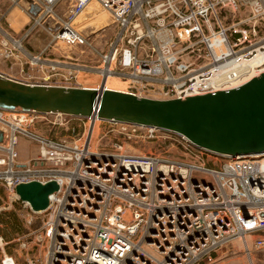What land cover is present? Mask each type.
<instances>
[{
    "label": "built area",
    "instance_id": "obj_1",
    "mask_svg": "<svg viewBox=\"0 0 264 264\" xmlns=\"http://www.w3.org/2000/svg\"><path fill=\"white\" fill-rule=\"evenodd\" d=\"M31 1L30 24L20 37L3 33L0 22V54L14 63L36 29L51 34L45 48L18 58L24 82L83 86L80 70H98L106 87L118 74L138 96L174 98L227 90L264 71V0ZM54 42L90 49L88 59L99 64L50 56ZM49 113L68 114L0 108V182L28 209V226L42 216L19 239L23 250L36 247L26 264H211L236 239L250 255L251 236H257L255 250L264 251V154L227 157L183 134L223 160L176 162L127 152L121 141L93 149L97 116H89L93 127L85 136H50L37 129ZM109 122L128 139L165 129ZM21 137L36 146L29 159L21 158ZM30 181L59 185L46 209L35 211L17 195L16 185ZM0 264L19 262L4 251Z\"/></svg>",
    "mask_w": 264,
    "mask_h": 264
},
{
    "label": "water",
    "instance_id": "obj_2",
    "mask_svg": "<svg viewBox=\"0 0 264 264\" xmlns=\"http://www.w3.org/2000/svg\"><path fill=\"white\" fill-rule=\"evenodd\" d=\"M38 7L31 5V12ZM0 108L97 116L176 131L194 145L227 157L264 154V71L245 83L187 97L156 98L105 86L28 83L0 72ZM93 127V123L91 128ZM56 181L21 182L16 193L35 211L49 206Z\"/></svg>",
    "mask_w": 264,
    "mask_h": 264
},
{
    "label": "rangeland",
    "instance_id": "obj_3",
    "mask_svg": "<svg viewBox=\"0 0 264 264\" xmlns=\"http://www.w3.org/2000/svg\"><path fill=\"white\" fill-rule=\"evenodd\" d=\"M20 1L19 4H16L13 2L11 3L9 0H0V14L14 9V14H18L20 17L15 23V25L18 26L17 30H19V26L23 24V20L28 19V17H26L28 13L25 9L28 7L27 5L32 2L31 0H24L27 1L26 5V2ZM63 10L64 6L62 4L59 6L57 14H62ZM22 17H24L23 20ZM2 18H0V22L1 26H4L6 23L3 24ZM29 24L30 22L27 26ZM102 25L103 24L100 23L99 27ZM97 27L96 25L91 30H95ZM46 28L40 27L36 29L35 32L41 34L43 39L49 43L52 37ZM102 41L103 40H99L97 42L98 46H101ZM50 48H52L53 51L50 52V56H59L67 53L74 57H78L75 58L74 61L86 62L92 65L99 64L96 60L91 62V60L88 59L89 56L93 55L90 49H86L82 52L80 47H69L63 42L57 44L54 42ZM23 79L28 80L26 78ZM78 79L85 84H101L104 80V75L98 70L82 69L78 74ZM129 83V78L118 74H111L106 80L108 86L122 87L123 90L128 88ZM151 97L163 98V95L155 93ZM56 119L58 123H53L52 121ZM92 123L93 120L87 116L73 114L57 115L56 113H49L47 114V118L43 117L38 121L37 129L50 136H79L82 134L85 136L88 131H90ZM115 141H121L124 144V150L127 152L138 154L152 153L163 159L176 162L200 163L204 160L208 162L209 165H213L219 164V162L223 160L222 157L207 156V153L196 149L182 134L175 131L160 129L152 137H139L138 135H133L131 139H128L125 134L118 131L117 125L104 119H97L92 134V148L94 149L98 146L99 148H110ZM19 148L31 154L26 159H29L36 151L35 147L27 143H20ZM27 213L28 209H26L23 204L16 199L15 195L0 182V236L4 238L3 247H0V259L5 251L8 254L15 255L19 264H26V257L36 251V247H34L32 251H26L20 246L21 242L19 239H27L26 236L30 229L38 226L42 217L40 214H37L35 216V223L28 226L25 222ZM256 238L257 236L248 238L250 255L245 251L243 241L236 239L230 245L220 250L216 256V260L211 264H264V251L255 250L253 246V242Z\"/></svg>",
    "mask_w": 264,
    "mask_h": 264
},
{
    "label": "crops",
    "instance_id": "obj_4",
    "mask_svg": "<svg viewBox=\"0 0 264 264\" xmlns=\"http://www.w3.org/2000/svg\"><path fill=\"white\" fill-rule=\"evenodd\" d=\"M9 1H11V3H12V0H9ZM27 15L28 16H26V17H28V19L23 20L24 17H22V20H23L22 23L23 24L21 26H19V28H18L19 30H17L18 26H16L15 23H16V20L19 19L20 17L18 16V14H14V9H11V10H8V11L1 13L0 18L3 17L2 18L3 24L6 23L8 25L7 26L6 24H4V26H2L3 33L8 34L12 37H20L22 35V33L24 32V30L27 28V24L31 20L29 14H27ZM1 37H2V34L0 33V39H1ZM47 43H48V41H45V39H43L41 34H38V32L33 33L28 39H26L24 41V50L21 51L20 56H17V60H16L17 63H14L15 60H9V59L3 58L0 54V72L11 77V78L24 81L23 78H25V74H23L22 71L20 70L21 65L19 63L18 58H22L23 60H26V57H27L26 52H29V53L38 52V51L42 50L43 48H45L48 45ZM79 85L98 86V85H100V83L85 84V83H82L79 81ZM109 87L115 88V89H123L122 87H115V86H111V85H109ZM20 143H27L30 146H33L36 148V146L32 143V141L26 140V139H24V137H21ZM20 155L22 158L26 159L31 154L26 152L24 149H21Z\"/></svg>",
    "mask_w": 264,
    "mask_h": 264
},
{
    "label": "bare ground",
    "instance_id": "obj_5",
    "mask_svg": "<svg viewBox=\"0 0 264 264\" xmlns=\"http://www.w3.org/2000/svg\"><path fill=\"white\" fill-rule=\"evenodd\" d=\"M22 1H24V0H22ZM24 2H26V5H27V1H24ZM27 6H29V4ZM91 31H94V30H91ZM244 80H246V78L245 79H242V78L241 79H234V80L231 81V83L229 84V86H231V87L232 86H236V85L240 84V82H243Z\"/></svg>",
    "mask_w": 264,
    "mask_h": 264
}]
</instances>
